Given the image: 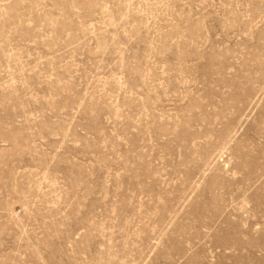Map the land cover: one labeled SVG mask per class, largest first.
Instances as JSON below:
<instances>
[{
  "label": "rangeland",
  "instance_id": "1",
  "mask_svg": "<svg viewBox=\"0 0 264 264\" xmlns=\"http://www.w3.org/2000/svg\"><path fill=\"white\" fill-rule=\"evenodd\" d=\"M0 264H264V0H0Z\"/></svg>",
  "mask_w": 264,
  "mask_h": 264
}]
</instances>
